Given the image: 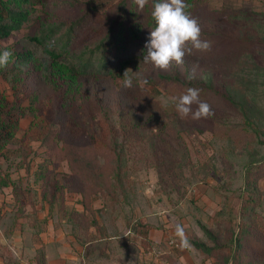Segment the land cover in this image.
<instances>
[{"label": "rangeland", "instance_id": "rangeland-1", "mask_svg": "<svg viewBox=\"0 0 264 264\" xmlns=\"http://www.w3.org/2000/svg\"><path fill=\"white\" fill-rule=\"evenodd\" d=\"M185 3V11L198 21L201 40L211 42L210 50L193 49L182 65L173 62L166 70L145 63L143 55L134 57L113 79L76 97L82 109L74 120L73 107L43 84V71L12 87L14 66L25 71L17 55L34 53L47 71L53 58L46 50L63 51L68 42L71 52L58 62L69 64L78 49L89 50L110 38L123 22H134L149 39L156 26L153 2L148 0L141 12L135 0H48L26 25L0 39L1 47L15 55L0 89L10 102L20 96L28 110L20 118L17 139L33 114L42 116L51 131L62 127L61 138H53L50 148L36 140L26 149L29 172L0 159V173L20 180L22 189L27 184L33 189L27 188L35 194L32 208L40 200L59 208L50 209V222L40 213L34 218L15 206L20 189H0V264H155L158 258L140 239L148 219L164 232L163 239L173 236L183 247L180 238L189 247L191 240L208 244L203 227L224 238L226 247L239 231L237 242L245 243L238 246L240 264H264V0ZM84 4L100 7L99 21L76 31L73 25ZM109 17L111 23H102ZM50 32L55 37L49 43L30 39ZM125 71L131 88L122 86ZM188 88L198 89L200 101L210 106L207 118L178 115L172 98ZM58 151L64 158L56 157ZM75 152L83 161L71 165L65 158ZM89 179L96 181V191L88 189ZM82 202H87L86 212ZM71 206L78 213L73 223L68 221ZM251 229L256 231L252 245ZM213 258L217 264L230 261L226 255Z\"/></svg>", "mask_w": 264, "mask_h": 264}, {"label": "trees", "instance_id": "trees-1", "mask_svg": "<svg viewBox=\"0 0 264 264\" xmlns=\"http://www.w3.org/2000/svg\"><path fill=\"white\" fill-rule=\"evenodd\" d=\"M48 0H0V39L6 38L12 32L18 31L23 25H26L34 12L37 10V7H45L47 5ZM153 4L157 2H163V0H151ZM45 12V10L43 9ZM81 14L76 15V21L73 25L76 26V31L83 30L85 25L90 22L97 23L99 12L101 13L100 7L96 6V8L87 7V5H82ZM112 17V16H111ZM104 19L102 23H111L116 16L110 20ZM129 25L127 22L119 23L118 27L112 29V33L110 38L101 41L100 43L94 45V47L87 49H78L77 54L71 55L74 57L71 62L68 64L67 62H58L60 58L64 59L68 57L70 54L71 44L64 43L63 51L55 50H46L48 54H50L53 58V61L49 64L48 72L46 70H42L41 66L38 63L37 57L32 52H24L22 55H17L16 62H20L25 67V71L22 72L18 66H14L16 68V73L13 76V84L12 87H16L15 85L18 83L26 82L25 78L29 77V74H42V79L45 81L43 84L48 83V87H51L54 91L61 94L62 98L66 101L67 107H73V111H71L70 115L72 120L78 118V110L82 109L80 100H77V96H82L84 91H87L88 88L93 84H98L99 82H106L108 80L113 79L115 72L121 70L125 65L129 64L133 58L142 56L146 54V43L149 39L142 36V30L138 27L134 22H130ZM72 26V27H73ZM79 33V32H77ZM55 37V32H50L45 36H33L32 40H34L38 44L49 43L51 39ZM47 49V48H46ZM9 51L13 53V51L9 47H1L0 52ZM15 58V55H11L9 62L6 67H0V79L6 80L8 78L11 69L9 68L10 62ZM28 80V79H27ZM21 91L19 90V94ZM39 95V94H38ZM223 96V94H222ZM38 99L37 94L34 96V100ZM229 103L236 107L237 105L235 101H229ZM33 110V107L29 109ZM26 112L28 110L24 108L22 105V98L17 96L11 102L7 99V97L2 93L0 89V159L9 160L11 159L14 162L16 169L21 170L24 169L25 172H29V165L31 163V159L28 156V152L26 149H30L31 143L33 141H41L44 146H48L49 148L55 143L53 138H61L62 127L57 125V131H51L50 128H46L44 124V118L42 116H37V114H33L34 118L31 120V123L25 130L24 135L17 139V131L21 127L20 118L25 117ZM41 124V125H40ZM51 139V140H50ZM50 140V141H49ZM127 141H125V145ZM11 145H13L12 148ZM10 146V147H9ZM124 145L121 146V152ZM56 157H63L59 151L55 152ZM15 159V160H13ZM63 160V159H62ZM71 165H75L76 162L81 158L76 157V152L73 153L71 158H65ZM44 164H46L47 160L44 159ZM59 164V163H58ZM56 166H58L56 164ZM90 181V185L88 189L92 191L97 190L96 181ZM20 180H13L10 174L0 173V189L2 188H11V190H15V192H19V195L15 199L19 201V204H16L18 210H22L26 205H29L34 200L35 194H29L27 192V188L30 191L33 189L26 185L27 188L22 189V185L19 183ZM250 187V185L248 186ZM16 188L20 189L19 191ZM26 189V190H25ZM83 207L82 211L86 212L87 202H82ZM76 210H72L69 213L68 221L72 222L77 221L76 217L78 213ZM86 219V218H85ZM144 231H142V235L146 237V225L143 223L142 227ZM203 233L207 236L209 241L212 243L211 245H205L204 243L196 244V246L201 249L205 257L215 256L219 258L221 256L229 257L228 259L222 262V264H240L238 261V246H245V243L242 241H238V238L241 237V232L238 231L236 235H233L228 240V247L224 244L225 239L219 236L213 235L206 228H202ZM248 234L253 235L252 243L254 240V229L248 230ZM245 235V232H243ZM247 234V235H248ZM243 240H248L244 238ZM247 243L250 244V240ZM236 245L234 248L233 245ZM233 248L234 253L231 254L229 251ZM228 255V256H227ZM221 262V260H220ZM171 264H176L175 262H171Z\"/></svg>", "mask_w": 264, "mask_h": 264}, {"label": "clouds", "instance_id": "clouds-1", "mask_svg": "<svg viewBox=\"0 0 264 264\" xmlns=\"http://www.w3.org/2000/svg\"><path fill=\"white\" fill-rule=\"evenodd\" d=\"M135 3L142 12L148 0H135ZM187 7L185 0H163L154 4L151 16L156 26L151 29L145 45L146 54L143 55L145 63L150 62L157 69L166 70L173 62L182 65L185 55H191L193 49L210 50L211 42L201 40L198 21L185 11ZM11 55L12 53L7 50L0 52V67L7 66ZM123 75L125 79L122 86L131 88L132 78L128 77L126 71ZM172 99L181 119L191 116L193 120H199L212 114L210 106L200 101L199 90L196 88H188L184 94ZM193 105L197 106L195 111Z\"/></svg>", "mask_w": 264, "mask_h": 264}, {"label": "crops", "instance_id": "crops-1", "mask_svg": "<svg viewBox=\"0 0 264 264\" xmlns=\"http://www.w3.org/2000/svg\"><path fill=\"white\" fill-rule=\"evenodd\" d=\"M3 198V197H2ZM8 197H6L7 199ZM34 201V200H33ZM32 201V202H33ZM37 201H35L36 203ZM69 203V202H68ZM31 205V203H30ZM30 205H26L24 207L25 211H31V215H33L34 218H38L40 216H38V214H42L43 218L41 219H46L48 220V222H50V220L52 219L51 217H49V212L50 209L55 210L57 212L58 208V204H55L54 206H50L46 201L40 200L39 203L34 204L33 208ZM35 209V211H33ZM71 210L73 209V207L71 206L70 208ZM71 212V211H70ZM24 219V218H23ZM22 220V219H21ZM35 220V219H34ZM60 220L63 222H65V218L61 217ZM149 220V219H148ZM145 220L144 224L146 225V237H140L141 240H146V242L148 243V250H150L149 255H151V257H153V259H157L158 261H155V264H161L164 261V264H171V262H175L176 264H217L218 259H214L213 256L211 257H205V255L203 254V252L201 251V249H199L196 245L195 242L193 240H191V244L192 246L189 247V245L187 243H184V240L182 241L181 238L179 239L181 241L182 244H186L187 247H183L182 245H180L179 247H175V248H169L167 241L170 238H175L173 236H169L165 239H163L165 237L164 232L162 233L159 232L160 227H155L153 226V222L152 221H148ZM200 227V225H199ZM158 228V230H157ZM178 239V238H177ZM205 245H211V243L209 242L208 244H206L204 242ZM195 248V249H194ZM153 250H156L157 252L161 253L160 255H158V257L156 255H154L152 252ZM202 256L199 257L196 254H198ZM219 263V262H218Z\"/></svg>", "mask_w": 264, "mask_h": 264}, {"label": "built area", "instance_id": "built-area-1", "mask_svg": "<svg viewBox=\"0 0 264 264\" xmlns=\"http://www.w3.org/2000/svg\"><path fill=\"white\" fill-rule=\"evenodd\" d=\"M167 244H168V246H169V248H177V247H179L180 246V244H178L176 241H175V239H173V238H170L168 241H167ZM159 254H161V253H159Z\"/></svg>", "mask_w": 264, "mask_h": 264}]
</instances>
